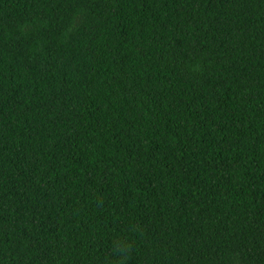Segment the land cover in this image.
Listing matches in <instances>:
<instances>
[{
	"label": "trees",
	"instance_id": "16d2710c",
	"mask_svg": "<svg viewBox=\"0 0 264 264\" xmlns=\"http://www.w3.org/2000/svg\"><path fill=\"white\" fill-rule=\"evenodd\" d=\"M0 264H264V0H0Z\"/></svg>",
	"mask_w": 264,
	"mask_h": 264
}]
</instances>
